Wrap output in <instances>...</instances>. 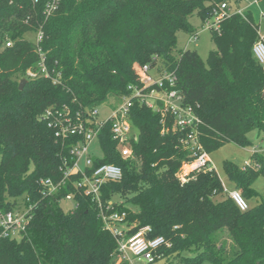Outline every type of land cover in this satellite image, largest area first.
<instances>
[{
	"label": "trees",
	"instance_id": "obj_1",
	"mask_svg": "<svg viewBox=\"0 0 264 264\" xmlns=\"http://www.w3.org/2000/svg\"><path fill=\"white\" fill-rule=\"evenodd\" d=\"M222 2L238 0H55L49 12L48 0H0V212L19 209L22 196L33 206L24 233L0 239V264H128L118 260L91 198L71 189L43 196L39 180L57 179L66 153L40 120L49 107L114 106L128 86L139 84L137 67L157 63L176 74L183 104L200 120L207 154L231 142L248 147L251 131L264 142V68L252 53L258 25L249 10L210 32L216 49L207 65L194 50L174 53L179 31L196 33L189 19L196 16L203 26ZM28 33L42 34L40 48L48 70L61 73L59 84L26 77L37 64ZM129 118L138 131L131 145L136 164L119 157L108 132L99 138L103 159L94 165L122 170L119 182L102 189L104 206L119 196L112 210L126 213L132 233L148 226L149 238H164L169 247L158 250L157 260L165 264H264V200L253 189L264 176V156L253 152L242 170L223 163L248 204L240 212L227 194L213 201L224 193L215 171H194L185 184L176 178L191 156L171 118L162 125L137 101ZM67 194L78 203L73 211L60 207Z\"/></svg>",
	"mask_w": 264,
	"mask_h": 264
},
{
	"label": "built area",
	"instance_id": "obj_2",
	"mask_svg": "<svg viewBox=\"0 0 264 264\" xmlns=\"http://www.w3.org/2000/svg\"><path fill=\"white\" fill-rule=\"evenodd\" d=\"M248 1L238 0L236 3L218 4L212 11L211 19L204 22L202 27L210 32H218L224 19L232 15L243 17L247 9L242 7L241 3H248ZM54 2L55 0H48V12L53 10ZM261 17L263 18L264 14ZM196 35L197 33L192 34L188 42H195ZM257 35L258 39L252 47V53L256 61L264 68V41L259 37L258 31ZM35 36L37 64L35 69L27 71L26 77L44 78L54 85L59 84L61 73L48 70L45 54L40 48L42 34L38 33ZM10 46V42L5 44L6 48ZM136 73L139 84L128 86V94L120 97L118 104L111 107L107 105L108 109L104 114L99 113L98 107L87 109L62 105L44 110L40 120L53 132L56 141L66 147V153L60 157L58 178L40 179L38 183L45 197L53 196L63 189H71L91 198L104 228L117 244L118 260L132 264L133 260L137 259L146 264H153L160 257L158 250L162 246L169 247V244L162 237L149 238L151 228L148 226L141 227L132 233L133 227L127 224L126 213L113 211L110 202L104 206L101 201L102 189L106 184L119 182L122 179V170L113 164L95 166L89 156L91 144L108 132L119 157L124 161L133 160L134 153L131 145L137 140L138 131L132 126L129 115L133 103L137 101L158 114L162 125L166 116L171 118L173 128L182 133L180 144L189 152L191 160L181 163L177 174L181 184L187 183L194 171L202 169L214 171V169L210 167L208 155L199 141L197 126L200 120L193 107L183 104V99L176 88V74L160 68L157 63L139 66ZM81 161H84L83 166L80 165ZM224 193L240 212L248 210V204L238 190H224ZM62 201L72 204L70 211L78 207L73 194H67L60 200ZM32 208L33 206L29 205L23 211L17 209L0 212V239L17 238L23 234Z\"/></svg>",
	"mask_w": 264,
	"mask_h": 264
},
{
	"label": "rangeland",
	"instance_id": "obj_3",
	"mask_svg": "<svg viewBox=\"0 0 264 264\" xmlns=\"http://www.w3.org/2000/svg\"><path fill=\"white\" fill-rule=\"evenodd\" d=\"M242 7L248 8L252 13L253 20L255 24L258 25V34L259 37L264 41V17L261 15L264 14V0H249L248 3H241ZM191 27L196 31V40L195 42L189 43V37L191 34L179 31L176 35V49L175 54L177 55L180 50L189 49L197 52L199 58L203 61L204 65H207V57L211 51H214L215 45L211 38V33L209 30L204 29L200 20L196 16H192L189 19ZM35 34L28 33L25 35V38L29 41H35ZM153 73V71H152ZM109 104H102L98 106V111L101 114L106 113ZM111 107V106H110ZM135 132V131H134ZM246 138L250 141L248 147H240L236 143H227L219 149L208 153V158L210 160V167L214 169L217 174L223 188L225 191H230L234 188V185L228 180L223 170V163L228 162L234 164L239 169H244L247 165L252 163L251 154L257 152L261 156H264V142L261 140V136L257 131H251L247 134ZM90 158L95 160L103 159V150L100 145L99 140H95L89 148ZM137 159H133L132 163H137ZM84 161L80 162V165L83 166ZM179 172V171H178ZM177 172V174H178ZM176 174V178H177ZM253 189L258 194V200H264V176H260L256 179ZM238 190V189H236ZM239 191V190H238ZM241 193V191H239ZM243 196V195H242ZM225 198V193L216 195L213 197L214 202H220ZM121 202L119 196H114L111 199V204H118ZM18 208L23 211L26 209L25 206V197L17 199ZM252 204H255L253 202ZM72 204L68 201L60 202V207L62 210L67 211L71 208ZM19 238V237H17ZM132 264H146L142 260L134 259ZM153 264H165L164 260H157Z\"/></svg>",
	"mask_w": 264,
	"mask_h": 264
},
{
	"label": "water",
	"instance_id": "obj_4",
	"mask_svg": "<svg viewBox=\"0 0 264 264\" xmlns=\"http://www.w3.org/2000/svg\"><path fill=\"white\" fill-rule=\"evenodd\" d=\"M26 81L22 80L19 85H18V89L21 90L23 88V86L25 85Z\"/></svg>",
	"mask_w": 264,
	"mask_h": 264
},
{
	"label": "crops",
	"instance_id": "obj_5",
	"mask_svg": "<svg viewBox=\"0 0 264 264\" xmlns=\"http://www.w3.org/2000/svg\"><path fill=\"white\" fill-rule=\"evenodd\" d=\"M248 10V8H246Z\"/></svg>",
	"mask_w": 264,
	"mask_h": 264
}]
</instances>
